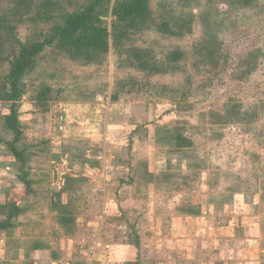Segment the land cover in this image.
Here are the masks:
<instances>
[{
	"label": "rangeland",
	"instance_id": "obj_1",
	"mask_svg": "<svg viewBox=\"0 0 264 264\" xmlns=\"http://www.w3.org/2000/svg\"><path fill=\"white\" fill-rule=\"evenodd\" d=\"M56 1L69 11L86 2ZM117 1L111 0L104 17L110 52L102 64L74 60L55 43L24 79L20 119L27 144L37 146L29 164L34 191L24 204L27 214L11 235H1L3 250L14 251L5 260L21 264L27 242L47 246L60 239L57 259L74 264L86 244L102 238L111 249L101 250L95 264H264V0H150L149 28L116 51ZM15 2L0 0V24L7 23L2 74L20 44L42 40L59 20L40 19L33 8L14 10ZM134 49L150 52L162 70L136 69L130 61ZM174 52L184 58L169 64ZM44 85L53 90L47 112L35 105ZM109 102L115 105L110 122L118 127L105 137L89 136V117L102 122ZM10 107L0 103L2 151L13 137L4 126ZM230 107L253 119L224 122ZM174 127L188 146L160 140ZM65 128L80 134L65 138ZM105 153L116 155L119 166L147 158L159 180L121 186L133 176L142 179V165L135 164L134 174L114 173V157ZM56 202L67 211L64 224L53 210ZM134 224L140 248L130 244L136 242L129 228ZM49 256L32 258L53 264Z\"/></svg>",
	"mask_w": 264,
	"mask_h": 264
},
{
	"label": "trees",
	"instance_id": "obj_2",
	"mask_svg": "<svg viewBox=\"0 0 264 264\" xmlns=\"http://www.w3.org/2000/svg\"><path fill=\"white\" fill-rule=\"evenodd\" d=\"M110 2L111 0H86L85 4H82L73 11L66 10L56 0H16L15 2L14 10L19 11L23 8H33L40 19H48L53 15H57L59 20L55 22L51 32L42 40L20 44L18 54L12 60H9L8 72L6 74L0 73V103L11 105L9 114L4 117V126L5 129L12 133L13 137L12 140L6 142V145L9 152L21 165L19 168V180L24 184L26 193L21 201L11 199L4 206H0V234L6 233L7 235H11L12 230L18 226L21 217L27 214L28 208L24 204L34 191L33 182L29 174V164L34 156L31 150L37 149V146L27 144L24 126L20 121L21 102L26 93L24 79L28 71L33 68L37 58L46 48L53 46L55 43L63 47L74 60L80 59L93 64H102L105 56L110 52V33L104 22ZM112 14L116 19L112 37L113 45L117 51L131 35L149 28L148 25L151 18L150 0H118L114 4ZM6 25L7 23L4 26L0 24V63L4 61L1 56V33L2 30L5 31ZM131 53V65L139 71L155 74L162 70L163 66L151 57L150 52L134 49ZM183 58L182 52H174L168 58L169 64H177ZM52 93L53 90L48 85L39 88L35 98L36 107H47ZM47 110L48 108H45L42 111L47 112ZM221 119L227 123L231 121H251L253 117L249 114H242L238 110L235 112L234 107H230ZM166 131V138H161L160 140L167 139L168 145L172 144L176 148H182L191 143L178 133V127L170 128ZM142 168L144 169L143 166ZM138 171L145 183H152L159 179L152 174L141 173V166L138 167ZM145 176L149 180H146ZM59 204L61 203H53V210L57 212L58 221L62 223V219L65 217L67 211L65 206L59 208ZM182 210L183 212L187 211V213H191V209L189 208L182 207ZM129 228L131 230V237L136 238V242L130 243V241L129 243L140 248V235L136 225H130ZM38 248H40V244L35 246L34 249ZM22 264H33V262L30 260Z\"/></svg>",
	"mask_w": 264,
	"mask_h": 264
},
{
	"label": "crops",
	"instance_id": "obj_3",
	"mask_svg": "<svg viewBox=\"0 0 264 264\" xmlns=\"http://www.w3.org/2000/svg\"><path fill=\"white\" fill-rule=\"evenodd\" d=\"M22 103H23V100L21 102L20 114H21V110H22ZM101 106L103 107V105H101ZM114 106L115 105L112 104V102H109L107 104V106H106L107 107L106 108L107 109V114H104V117L105 116L106 117L102 120V122L99 121V116L98 117H94V119L92 117H89V126H87V129H89L88 130L89 132L85 129L88 132L89 136L91 135V136H94L96 138L105 137V136H107L108 129H110L111 127H114V128L118 127L116 125H112V122H110V120H111L110 118L112 117V115H111L112 113L111 112L114 110ZM109 113H111V114H109ZM20 118H21V116H20ZM84 118H86V117H84ZM20 121H21V119H20ZM94 123H96V124H94ZM101 127H103V129L100 132ZM76 128H78V127H76ZM76 128H74V129L76 130ZM85 130H83V131H85ZM65 131H67V133L64 135L65 138L77 137V135L80 134V132H78V131L72 132L69 128H67V130L65 128ZM138 131H139L138 128H135V130H132L130 132V135L131 136H133V135L136 136ZM148 133L149 132L146 131L145 135H147ZM84 136H86V135H84ZM4 146H6V148H7L6 143L4 144ZM0 148H3V147L0 145ZM120 153H122V152H120ZM125 154L127 156V152H125ZM130 154L133 157H135L137 155L136 152H130ZM104 155L107 158H112L113 159V157H114L113 160L111 159L112 161H110V159H109L110 165L112 166V164H113V166L111 167L112 168L111 171L113 170L114 173L115 172L117 173L119 171L120 173H123V174L124 173H129L130 174L131 172H133V174H134L135 169H136L135 166L137 164L138 165L141 164L144 167L143 172H145V174L149 173V174H152V175H154L155 177L158 178L159 172L155 173L154 170H152L151 165L149 163V160L147 158H143L142 160H138L137 164L133 163L131 166H129V165H126V166H123V165L121 166L120 165L119 166L118 165L119 163L116 162L117 161L116 159H118V157H116V155L112 156L111 154L107 155L106 153ZM100 158L101 159H99V158L98 159L102 160V157H100ZM20 166H21L20 163L11 154V152H9L8 148H7V150L6 149H4L3 151L0 150V206H4L11 199H14L15 201H21L25 197V194H26L25 193V186L19 180V174H20L19 168H20ZM109 173H110V171L108 173L106 172V177L107 178H109ZM162 173H164V170H163ZM129 174H127V175H129ZM158 180L159 179L155 180L154 182H157ZM106 182L110 183L111 180H106ZM122 183H121V186H124V187H127V188H129V187L131 188L132 185H134V184L137 187H142V186L144 187L146 185L145 182L142 179H140V180H137L136 178L134 179V176L132 178H128L126 183H124L123 181H122ZM141 184H143V185H141ZM106 198L109 199V197H106ZM63 203H66V202H63ZM106 213H108V212H105V214ZM181 216L189 217L188 214H184V215L181 214ZM52 217H53V215H52ZM65 219H66V217H64L62 219V224L65 223ZM101 230H102V228H100V231ZM2 234H4V233L0 234V242H3L2 238H1ZM139 235H140V233H139ZM50 239L52 240V238H50ZM66 239H67L66 237H62L61 238L62 241L66 240ZM59 240L58 241H53L52 240V241H50V243H47L48 244L47 246H44L42 244V242H37L38 240H36L35 242H27L26 244H27L28 247L23 252L24 261H22V262L20 261V263L22 264V263H25V262H28V261L31 260L33 262V264H36L34 258H32L33 254H37L39 257H41L43 254H46V255L50 254L49 258H50V262L51 263H53V264H61V262L59 261V259H57L56 254L54 252L57 249L58 245H60L61 241L59 242ZM69 242H72V240L69 239ZM11 243L12 244L15 243L18 246L20 245V242L18 243L16 240H14V242H11ZM38 244H40V248L34 249L35 246H38ZM8 250H10L12 252V254H13L14 251L12 250V248L10 246L8 247V249L3 250L2 246L0 245V260L3 259L6 263L10 262L9 264H11V263L16 264L17 262L15 263V262H13V260H10V259L5 260V257H4L5 253H7V254L10 253V252H8ZM19 250H20V248H19ZM78 253L80 254V257H81V250ZM17 254H18V252H17ZM80 260L81 259H79V261ZM69 261L70 260H68V262H65L63 264H71ZM39 264H43V263L40 261ZM74 264H80V262L76 261V262H74ZM244 264H248V263L246 262Z\"/></svg>",
	"mask_w": 264,
	"mask_h": 264
},
{
	"label": "built area",
	"instance_id": "obj_4",
	"mask_svg": "<svg viewBox=\"0 0 264 264\" xmlns=\"http://www.w3.org/2000/svg\"><path fill=\"white\" fill-rule=\"evenodd\" d=\"M125 231L127 227L123 228ZM111 245L104 242L102 238H95L92 243L86 244L81 250V260L80 264H95L97 261V256L101 250H110Z\"/></svg>",
	"mask_w": 264,
	"mask_h": 264
}]
</instances>
